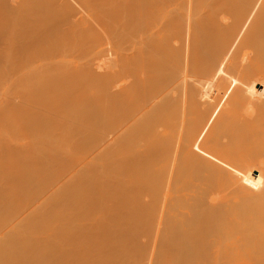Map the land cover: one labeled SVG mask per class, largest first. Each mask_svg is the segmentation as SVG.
Segmentation results:
<instances>
[{
    "label": "bare ground",
    "instance_id": "6f19581e",
    "mask_svg": "<svg viewBox=\"0 0 264 264\" xmlns=\"http://www.w3.org/2000/svg\"><path fill=\"white\" fill-rule=\"evenodd\" d=\"M0 76L8 136L70 159L0 181V256L264 264V0H0Z\"/></svg>",
    "mask_w": 264,
    "mask_h": 264
},
{
    "label": "rangeland",
    "instance_id": "374dc122",
    "mask_svg": "<svg viewBox=\"0 0 264 264\" xmlns=\"http://www.w3.org/2000/svg\"><path fill=\"white\" fill-rule=\"evenodd\" d=\"M9 98H10V85H9V83H8V79L5 77V76H0V102H1V104H6L7 103V101L9 100ZM1 106V108H3V106L2 105H0ZM1 120V122H4L3 120H2V118L0 119ZM0 122V146L2 147V149H3V147L5 148V146L7 147V149L9 148V151H12V152H9V151H5L4 149V151L6 152V153H11V154H4V151L2 152V149H0V154L2 155V156H0V162L1 161H3V169L5 170H3L2 168H0V181H2V182H7V183H9V185H10V187H17V186H19V183H20V188L23 186L24 188L25 187H27V184L28 185H32L31 186V188L33 189L34 187H38L37 189H39V188H41L42 187V184H43V186H44V184H46V183H48V181H51V179L53 180L54 178H53V176L55 177L56 175H54V173L53 172H51L50 170H51V168H53V167H55V165L56 166H58L57 164H59L60 165V163L63 165V163L65 162H67V161H70V159L69 158H67V159H65L66 157H64V158H62V156H60V155H58V157L60 158V160H59V158H57V157H53V159H56V160H59V161H56V160H53L51 157H49V158H51V160H49L48 161V159L49 158H47V157H45V156H43V157H37L36 155H35V151H33V150H36V149H34V147L33 148H31L32 146H30V145H28V146H26L25 147V145H26V143H23V142H20V141H16V139L13 137V136H8V134L10 133V131H8V130H5L4 128L6 127V125H5V122H4V124L3 123H1ZM1 124L4 126L5 125V127H2L1 126ZM6 129H7V127H6ZM7 133V134H6ZM13 137V138H12ZM2 144H3V146H2ZM25 144V145H24ZM22 145H24V146H22ZM0 147V148H1ZM27 148H29V149H27ZM15 150V152H13ZM18 150V151H17ZM27 150H28V152H27ZM31 150V151H30ZM24 151V152H23ZM16 153V154H15ZM18 153V154H17ZM21 153V154H20ZM4 154V155H3ZM12 154H13V157H15V160H13V157H12ZM23 154V155H22ZM26 154V155H25ZM28 154V155H27ZM14 155H20L19 157L18 156H14ZM25 155V156H24ZM22 156V157H21ZM25 158H24V157ZM7 157H9V158H7ZM11 157V158H10ZM16 157H18V158H16ZM31 157H32V159H33V161H31V160H29V159H31ZM20 158V159H19ZM23 160H22V159ZM35 158L36 159H38V160H36L37 162H38V164L36 163V161H35ZM5 160V162H4V160ZM8 159H9V162H8ZM63 159H65V160H63ZM69 159V160H68ZM20 160V161H19ZM26 160V161H25ZM28 160V161H27ZM47 160V161H46ZM14 162V164H12L13 162ZM21 161H22V163H21ZM24 161H25V163H24ZM29 161H31V163L32 164H30L29 163ZM35 161V162H34ZM52 163H51V162ZM18 162V163H17ZM34 162V163H33ZM55 162H57V163H55ZM8 163H9V167L8 168H4L5 166H6V164L8 165ZM19 163H21L22 164V166H24V167H22V166H20V164ZM39 163H43V164H45V170L42 172V170H41V172L42 173H40V170H39V168L37 169L36 168V166L37 165H39ZM54 163V164H53ZM70 163V162H69ZM19 164V165H18ZM27 164H29L30 166H32V165H34V166H32V167H34L36 170H34V168H32V167H30L29 165L27 166ZM37 164V165H36ZM52 164H53V167H52ZM10 166H11V168H10ZM15 166V167H14ZM17 166V167H16ZM26 166V167H25ZM40 166V165H39ZM42 166V165H41ZM40 166V167H41ZM47 166V167H46ZM27 167H28V170H27ZM15 168V169H14ZM30 168H31V170H30ZM14 169V170H13ZM22 169V170H21ZM23 169H25V170H23ZM41 169H42V167H41ZM49 169V170H48ZM30 170V171H29ZM9 171H11V172H9ZM14 171V172H13ZM29 171V172H28ZM34 174H33V173ZM37 172V173H36ZM39 172V173H38ZM47 174H46V173ZM4 173V174H3ZM29 173V174H28ZM52 173V174H51ZM9 174H11V175H9ZM26 174H28V175H26ZM34 176H33V175ZM40 174H42V176L40 175ZM44 174V175H43ZM35 175H36V177H35ZM5 176L7 177V178H5ZM10 176V177H9ZM12 176V177H11ZM21 177V178H17V177ZM28 178H27V177ZM39 176H40V178H39ZM52 176V177H51ZM33 179H32V178ZM42 177V178H41ZM13 178V179H12ZM30 178V179H29ZM5 179V180H4ZM7 179V180H6ZM24 179V180H23ZM27 179V180H26ZM29 179V180H28ZM43 179V180H42ZM33 182H31V181ZM36 182H35V181ZM41 180V181H40ZM48 180V181H47ZM28 181L30 182V184L28 183ZM44 183H43V182ZM27 182V183H26ZM46 182V183H45ZM26 185H25V184ZM41 183V184H40ZM17 184V185H16ZM39 185H41V186H39ZM13 187H12V189H13ZM30 187V186H29ZM23 188V191L22 192H25L26 193V191H24V190H26V188L24 189ZM33 189V190H37V189ZM17 190H18V188H16ZM11 190V189H10ZM13 191V190H12ZM20 192V191H19ZM21 193V192H20ZM24 193V194H25ZM18 193H16V195H17ZM27 194V193H26ZM21 195H23V194H21ZM20 195V196H21ZM24 197H22V199L20 200H18V198H17V200H16V198H15V200L16 201H18V204H21L23 201H27V198H28V196L26 195H23ZM18 197H19V195H18ZM20 198V197H19ZM14 200V203L17 205V202ZM21 202V203H20ZM8 221H9V219L7 218V219H5V220H3L2 222H0V236H1V233L4 231V230H6V231H8V230H10V235L11 236H14V234H16L17 233V231H20V230H24L25 228H26V224L24 223V222H21V221H18V222H9L8 223ZM25 237L27 238L26 240L27 241H29V239H32V238H36V237H39V236H32V235H25ZM13 242V241H12ZM9 245V243L8 242H6V246H8ZM36 253L34 252V253H32V255L34 256ZM32 255H30V257H32L33 258V256ZM10 258V260H11V264H16V263H19L18 262V260H19V254H18V252H15V253H10L9 254V257L8 256H0V264H2V263H4L5 261H7L8 259Z\"/></svg>",
    "mask_w": 264,
    "mask_h": 264
}]
</instances>
